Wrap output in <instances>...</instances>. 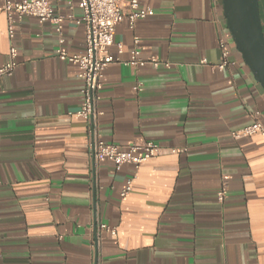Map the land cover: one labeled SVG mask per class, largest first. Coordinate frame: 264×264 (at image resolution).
I'll use <instances>...</instances> for the list:
<instances>
[{"label":"crops","instance_id":"crops-1","mask_svg":"<svg viewBox=\"0 0 264 264\" xmlns=\"http://www.w3.org/2000/svg\"><path fill=\"white\" fill-rule=\"evenodd\" d=\"M5 1L0 67L11 43L17 66L0 81V264H264V135L232 136L255 113L264 128V92L235 50L221 0H142L153 16L132 30L115 27L123 52L113 46L112 56L127 61L138 38L143 59L170 64L115 63L103 74V142L161 148L136 174L95 163L87 124L69 115L80 107L83 82L56 51L83 54L82 27L64 21L59 43L53 24L13 15L10 42ZM48 1L56 14L81 15L79 0ZM259 14L264 36V0ZM219 40L232 65L212 70ZM181 148L186 153L172 152ZM99 223L116 235L96 246Z\"/></svg>","mask_w":264,"mask_h":264},{"label":"built area","instance_id":"built-area-1","mask_svg":"<svg viewBox=\"0 0 264 264\" xmlns=\"http://www.w3.org/2000/svg\"><path fill=\"white\" fill-rule=\"evenodd\" d=\"M58 1V0H54ZM78 8L81 11L79 18L72 15L62 16L55 13L48 0H24L19 3L5 1L2 7V13L6 18L7 38L11 42L14 37L13 15L18 21L23 18H34L39 24L51 23L55 26V32L59 37L58 42L62 43V27L66 20H74L77 26H81L84 34V52L81 55H69L58 49L56 57L61 62H68L77 70V77L82 80L83 87L80 91V107L78 111L70 116L84 121L87 124V139L90 157L95 163L106 161L111 163L117 170L123 166H131L134 173L139 170L142 164L157 156L161 148L152 142L142 144H133L125 148L103 142L98 126V118L101 116L97 105L100 100L99 92L102 89V78L107 68L115 63L122 64L131 68H141L150 66L157 69L160 66L169 68L170 64L163 62L155 57L143 59L140 55V40L134 38L133 48L129 53L127 61H121L109 53L113 46L117 49V54L121 55L123 46L114 45L115 27L126 22L128 28L132 30L137 21L153 16V11L142 6V0H79ZM219 49L221 51V62L212 70H222L232 65L229 62V52L225 42L219 40ZM17 50L11 43L7 53V61L0 67V81L3 77L13 74L17 63ZM135 91H141L140 85L134 88ZM258 113L252 115L253 122L232 136L238 138L241 136H253L255 134L264 135V128L258 122ZM186 149H174L173 153L183 154ZM135 174L125 184V188L120 192V197L124 198L131 191L132 181ZM227 188L226 183L221 184L217 193L219 202H223ZM115 237V228L99 223L94 230V244L97 246L103 236Z\"/></svg>","mask_w":264,"mask_h":264},{"label":"water","instance_id":"water-1","mask_svg":"<svg viewBox=\"0 0 264 264\" xmlns=\"http://www.w3.org/2000/svg\"><path fill=\"white\" fill-rule=\"evenodd\" d=\"M221 5L235 50L264 92V36L259 0H221Z\"/></svg>","mask_w":264,"mask_h":264}]
</instances>
